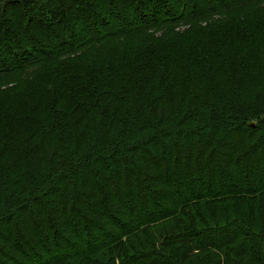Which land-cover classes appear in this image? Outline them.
Masks as SVG:
<instances>
[{"label":"trees","instance_id":"1","mask_svg":"<svg viewBox=\"0 0 264 264\" xmlns=\"http://www.w3.org/2000/svg\"><path fill=\"white\" fill-rule=\"evenodd\" d=\"M263 43L264 0H0V264H264Z\"/></svg>","mask_w":264,"mask_h":264},{"label":"rangeland","instance_id":"2","mask_svg":"<svg viewBox=\"0 0 264 264\" xmlns=\"http://www.w3.org/2000/svg\"><path fill=\"white\" fill-rule=\"evenodd\" d=\"M264 44V43H263ZM257 55V52L255 53ZM256 57V56H255ZM259 59V57H257ZM18 128H20L23 131H26L28 128L27 126L24 125V122H21L17 125ZM179 222L177 221H165L162 223H158L156 225H152L148 227L145 231H147L144 235L140 236L139 239L135 243V247L139 248L141 245V242L144 241L145 243L149 239V235H158V236H163L165 234H168V231H176V227Z\"/></svg>","mask_w":264,"mask_h":264}]
</instances>
